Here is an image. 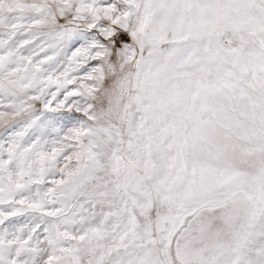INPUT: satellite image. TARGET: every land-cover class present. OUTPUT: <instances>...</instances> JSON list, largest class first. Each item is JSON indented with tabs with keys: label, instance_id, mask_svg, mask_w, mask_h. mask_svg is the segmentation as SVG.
<instances>
[{
	"label": "snow or ice",
	"instance_id": "1",
	"mask_svg": "<svg viewBox=\"0 0 264 264\" xmlns=\"http://www.w3.org/2000/svg\"><path fill=\"white\" fill-rule=\"evenodd\" d=\"M0 264H264V0H0Z\"/></svg>",
	"mask_w": 264,
	"mask_h": 264
}]
</instances>
